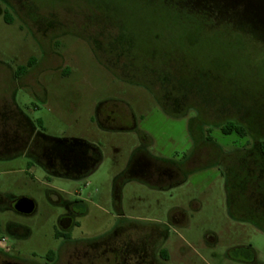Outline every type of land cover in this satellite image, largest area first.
<instances>
[{
    "label": "rangeland",
    "instance_id": "rangeland-1",
    "mask_svg": "<svg viewBox=\"0 0 264 264\" xmlns=\"http://www.w3.org/2000/svg\"><path fill=\"white\" fill-rule=\"evenodd\" d=\"M31 126L97 165L51 174L18 153ZM259 141L264 0H0V264H264Z\"/></svg>",
    "mask_w": 264,
    "mask_h": 264
},
{
    "label": "trees",
    "instance_id": "trees-1",
    "mask_svg": "<svg viewBox=\"0 0 264 264\" xmlns=\"http://www.w3.org/2000/svg\"><path fill=\"white\" fill-rule=\"evenodd\" d=\"M5 19H7V18L5 17ZM34 63H35V59L33 57L30 58L28 60L26 66H21V67L17 68V70L15 72L16 76H20L21 74L25 73L27 68L31 67ZM37 123L40 125L41 120L37 119ZM223 130L227 133H230L232 131H236L240 136L245 135L244 128L238 124H229L227 126H224ZM46 141L49 142V144H51L52 146H60V147L70 146V147H75V148L81 149L89 157L88 162L80 170H72V169L62 168L59 171H56L55 172L56 174H59L62 176H67V177H78L80 175H84V174L89 173L92 169H94V167L97 165V163L99 161L98 150L94 146H92L91 144H88L84 141H77V140L64 141V140H54V139H47V138H46ZM258 149H259V152H260L262 159L264 160V141L258 142ZM74 205H76L77 208H81L80 214L86 213V209H85V206L83 203L77 201V203H74ZM55 236L56 237H64L65 239H69V235L67 232L56 231ZM161 255L163 258L167 257V253L164 250L161 251ZM231 255L235 258H238L236 251H233V254H231ZM241 257L243 260L249 261L252 259L253 254H252L251 250L249 249V252L244 253L243 256H241ZM48 258H49V260L54 258V255L52 252L48 253Z\"/></svg>",
    "mask_w": 264,
    "mask_h": 264
},
{
    "label": "flooded vegetation",
    "instance_id": "flooded-vegetation-1",
    "mask_svg": "<svg viewBox=\"0 0 264 264\" xmlns=\"http://www.w3.org/2000/svg\"><path fill=\"white\" fill-rule=\"evenodd\" d=\"M53 151L51 152V162L54 164V166H58L60 169L62 168H66V169H72V170H80L89 160L88 155H86L83 150L75 148V147H70V146H53ZM138 150H135V152ZM134 152V153H135ZM140 153L142 151H139ZM143 154L139 157L138 161H142L145 164V168L141 169L139 172V174L144 177L145 179L151 181V177L152 179L159 177V178H164V177H170V174L172 173L173 169H171L170 167L167 166V168H159L156 169V173L154 172L151 175V156L147 155L145 152H142ZM132 160V162L130 163L131 166L132 164H134ZM133 167V166H132ZM132 170V169H131ZM170 173V174H169ZM70 209L73 211H76L77 207L76 205L72 204L71 206L69 205ZM160 232L163 231L162 228L158 227L157 228ZM156 230V228L152 229ZM63 232V231H60ZM159 232V234H160ZM161 235V234H160ZM165 240V238H163V236H160V241ZM161 241V242H162ZM59 248V247H58ZM163 249L159 250V256L162 257L161 255V251ZM168 255L166 258H164L165 260H168ZM0 259H3L5 262H7V260H10L9 257H7L5 254H1L0 253ZM56 260L57 258H53L51 260H47L46 264H56ZM155 258L154 261L151 260V264H155ZM12 264V263H10ZM26 264H33V263H26ZM37 264V263H36Z\"/></svg>",
    "mask_w": 264,
    "mask_h": 264
},
{
    "label": "crops",
    "instance_id": "crops-1",
    "mask_svg": "<svg viewBox=\"0 0 264 264\" xmlns=\"http://www.w3.org/2000/svg\"><path fill=\"white\" fill-rule=\"evenodd\" d=\"M24 128L26 129V127ZM24 128L20 135L22 136L23 139L21 143L18 145L19 146L18 153H23L32 156L36 161H38L41 165H43V167L48 172L54 175L62 176L55 173L56 171H59L60 168L58 166H54V164L51 162L50 160L52 155L51 152L53 151L54 148L51 144H49V142L46 141V138L54 139V140H58V139L48 137L44 133L37 131L33 126H31L30 131L28 132L25 131ZM68 140H74V139H66L64 141H68ZM68 209H70L69 205H68ZM60 223L61 225H66L68 227L72 224L71 219L69 217H62ZM65 240H69V239H65ZM7 257L11 259L9 255ZM54 258L56 257L54 256Z\"/></svg>",
    "mask_w": 264,
    "mask_h": 264
},
{
    "label": "water",
    "instance_id": "water-1",
    "mask_svg": "<svg viewBox=\"0 0 264 264\" xmlns=\"http://www.w3.org/2000/svg\"><path fill=\"white\" fill-rule=\"evenodd\" d=\"M15 206L17 210L24 213H29L33 210L32 201L24 198L20 199Z\"/></svg>",
    "mask_w": 264,
    "mask_h": 264
},
{
    "label": "built area",
    "instance_id": "built-area-1",
    "mask_svg": "<svg viewBox=\"0 0 264 264\" xmlns=\"http://www.w3.org/2000/svg\"><path fill=\"white\" fill-rule=\"evenodd\" d=\"M0 245H1V246H5L4 242H0Z\"/></svg>",
    "mask_w": 264,
    "mask_h": 264
}]
</instances>
